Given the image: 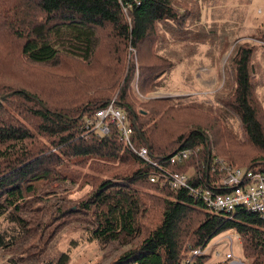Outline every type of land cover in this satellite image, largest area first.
<instances>
[{"label":"trees","instance_id":"1","mask_svg":"<svg viewBox=\"0 0 264 264\" xmlns=\"http://www.w3.org/2000/svg\"><path fill=\"white\" fill-rule=\"evenodd\" d=\"M205 1L0 0V53L2 45L7 48L13 41L26 62L52 66L46 88L20 77L10 80L7 71L0 75V217L11 224L0 230V249L34 226L23 216L36 193L52 182H69L81 194L74 207L54 206L63 217L93 220L89 233L79 232L87 242L130 243L149 227L137 245L110 264H182L188 247L203 251L228 230L236 233L247 264H264L263 217L243 208L228 215L208 212L186 190L150 183L156 170L132 153L114 126L108 125L102 136L84 130L86 119L113 101L133 126L131 145L146 147L172 172L190 174L193 187H209L222 177L215 160L264 173V127L252 98L250 62L256 55L251 48H241L230 60L232 82L214 105L136 98L135 70L138 93L145 96L161 89L174 67L159 54L166 51L160 29L166 33L171 25L191 34ZM208 1V6L218 3ZM194 5L197 10L191 9ZM129 47L137 54L136 67L126 57ZM179 150L192 154L170 165L167 158ZM66 195L70 192L58 199ZM69 259L68 252H60L41 264H67ZM207 259L199 255L193 261L205 264Z\"/></svg>","mask_w":264,"mask_h":264},{"label":"rangeland","instance_id":"2","mask_svg":"<svg viewBox=\"0 0 264 264\" xmlns=\"http://www.w3.org/2000/svg\"><path fill=\"white\" fill-rule=\"evenodd\" d=\"M200 5V20L197 26L193 27L192 35L189 31L191 38L189 34L183 35L178 29L176 31L171 25H168L170 28L165 27L169 33L160 29L159 37L162 39L161 43L166 46V51H159V54L172 60L174 67L172 66L173 69L166 77L162 88L148 92L145 96L138 93L135 70L134 88L137 100L147 102L149 99L185 98L203 103L205 106L206 103L214 105L215 98L226 90V84L232 82L230 60L241 48H251L256 55L250 62L253 72L251 82L254 85L252 98L258 113L257 118L264 127V0H218L213 6H208L209 1L206 0L200 2ZM191 9L197 10L195 5ZM175 38L180 40L175 41ZM189 38L194 39L188 41ZM6 46L7 48H4V45L1 47L0 75L7 71L10 80L20 77L30 85L39 84L44 88L50 86L51 78L48 73L51 71V64H30L20 56L17 42L10 41ZM128 53L127 59L133 60L136 67L137 54L134 48L129 47ZM73 66L80 67V64L73 63ZM54 82L59 81L55 79ZM66 85L67 83H63L61 88ZM213 114L218 115L215 111ZM75 188L69 182H65L63 186L52 182L49 188L40 190L42 193H36L35 199H31L27 206L29 212L23 216L26 224L34 222V226H29V233L19 232L20 237L12 246L0 249V264H9L11 260L17 262L16 264H41L57 258L60 252L69 253L70 259L67 264H110L147 235L145 230L149 231V227H142L141 238L129 241L132 246L130 243L123 244L117 241L103 246L96 242H87L86 237H81L79 232L89 233L93 228V220H90L89 216H80L73 220L71 216L63 217L62 210L60 212L56 210L59 204L63 207H74L73 203L81 195ZM68 192L70 195H66L64 200L67 202L63 204L64 200L58 198ZM25 204H28L27 200ZM155 218L156 223L158 218ZM142 222L144 223V220ZM8 224L11 225L0 217V230H8ZM6 237H9V234ZM236 238L233 230L213 237L202 251V255L208 256L205 264H224L227 252L232 253L233 259L247 264L248 261L241 254L240 241ZM72 240L76 241L73 248L69 245ZM188 248L183 257L190 254Z\"/></svg>","mask_w":264,"mask_h":264},{"label":"built area","instance_id":"3","mask_svg":"<svg viewBox=\"0 0 264 264\" xmlns=\"http://www.w3.org/2000/svg\"><path fill=\"white\" fill-rule=\"evenodd\" d=\"M123 11L126 13V10ZM108 125L117 129L120 138L134 155L156 170L149 179L150 183L159 182L161 186L166 185L174 192L186 190L193 201L200 202L208 212L228 215L243 208L251 214L255 213L264 218L263 172L255 168H235L224 160H215L213 163L218 172L222 173V177L209 187H193L189 183L190 174L172 172L160 163L161 159L151 158L146 147L134 148L131 145L133 126L126 113L120 107L118 108L113 101H109L105 108L97 110L91 119H86L84 130L85 133L95 132L102 136L107 133ZM191 154L190 150H179L172 153L167 159L170 165H176L189 159ZM215 169L212 165L211 171L213 172ZM236 239L238 241V238ZM202 253L201 249L191 251L188 256L182 258V264H194L193 258L202 255ZM224 259L226 264H242L241 260L233 259L231 252H227Z\"/></svg>","mask_w":264,"mask_h":264},{"label":"crops","instance_id":"4","mask_svg":"<svg viewBox=\"0 0 264 264\" xmlns=\"http://www.w3.org/2000/svg\"><path fill=\"white\" fill-rule=\"evenodd\" d=\"M238 238V237H237ZM239 240V239H238Z\"/></svg>","mask_w":264,"mask_h":264}]
</instances>
